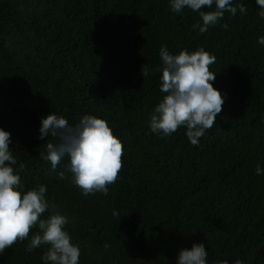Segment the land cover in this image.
<instances>
[{
  "label": "trees",
  "instance_id": "obj_1",
  "mask_svg": "<svg viewBox=\"0 0 264 264\" xmlns=\"http://www.w3.org/2000/svg\"><path fill=\"white\" fill-rule=\"evenodd\" d=\"M238 4L246 14L226 12L200 33L198 13L176 14L170 0H0V128L11 134L21 191L45 185L69 218L79 264H175L193 243H204L208 264H264V173L256 174L264 170V18L255 0ZM161 46L216 57L209 67L225 103L196 146L185 128L150 129L163 96ZM50 112L70 125L94 115L122 142L123 167L107 195L85 196L68 157L54 171L41 158ZM36 231L0 264H44L47 246L26 251Z\"/></svg>",
  "mask_w": 264,
  "mask_h": 264
},
{
  "label": "clouds",
  "instance_id": "obj_2",
  "mask_svg": "<svg viewBox=\"0 0 264 264\" xmlns=\"http://www.w3.org/2000/svg\"><path fill=\"white\" fill-rule=\"evenodd\" d=\"M255 3L261 9L258 15L264 18V0H255ZM170 5L176 14L185 9L198 13L202 23L197 22L192 27L200 33L217 25L226 12L232 16L238 10L241 14L247 12L244 4L234 5V0H170ZM223 27L227 29L228 25ZM258 43L264 45V36L258 38ZM159 55L163 96L151 115L150 129L153 133L171 136L185 128L188 140L196 146L216 124L225 103V95L213 87L217 74L209 67L216 62V57L203 47L172 54L166 46H161ZM150 72L146 64L141 66L143 78ZM39 132L38 138L46 141V151L40 156L50 163L51 170H56L68 157L67 170L72 174V182L85 196L97 192L108 194V186L119 178L124 150L105 120L84 115L79 123L70 125L63 116L50 112L41 118ZM10 143L11 134L0 128V256L17 242L28 240L32 230L38 229L31 235L26 251L47 246L42 256L44 264H79L81 248L72 242L66 230L69 218L46 199V186L21 191L24 185L12 167L17 160ZM23 167L21 164L20 168ZM262 173L264 170L257 165L256 174ZM59 175L64 177L63 172ZM50 208L52 211L45 218ZM118 214L113 212V215ZM207 256L204 243H193L191 249L178 251L175 264H208Z\"/></svg>",
  "mask_w": 264,
  "mask_h": 264
}]
</instances>
